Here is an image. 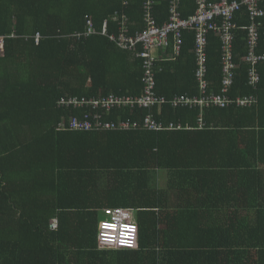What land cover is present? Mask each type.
Returning <instances> with one entry per match:
<instances>
[{
	"label": "trees",
	"instance_id": "obj_1",
	"mask_svg": "<svg viewBox=\"0 0 264 264\" xmlns=\"http://www.w3.org/2000/svg\"><path fill=\"white\" fill-rule=\"evenodd\" d=\"M8 1L0 0V233L25 243L0 237V264H264V63L251 87L246 31L235 32L241 67L232 95L259 104L116 109L105 120L151 113L182 129L82 132L69 126L80 111L62 101L141 96L142 59L101 35L71 36L87 18L117 33L116 12L127 13L131 33L141 31L144 0ZM151 1L163 25L172 2ZM196 9V0H181L183 18ZM236 18L250 24L247 14ZM194 38L185 31L181 55L156 64L157 91L169 101L198 96ZM208 41L217 90L220 43ZM105 208H136L137 248L99 247Z\"/></svg>",
	"mask_w": 264,
	"mask_h": 264
},
{
	"label": "built area",
	"instance_id": "obj_2",
	"mask_svg": "<svg viewBox=\"0 0 264 264\" xmlns=\"http://www.w3.org/2000/svg\"><path fill=\"white\" fill-rule=\"evenodd\" d=\"M169 19L158 25L153 13L151 0L143 2V30L130 32V18L125 12H116L113 21L117 22V33H111L109 22L105 21L101 31L97 30L92 18H87L85 31L76 33L71 38L78 41L92 36L102 35L114 43L119 49L132 52L136 58L142 59V93L141 96H100L92 98H69L62 101L61 106L76 108L80 115L72 117L69 126L82 132L105 131H170L181 130L182 126L174 123L158 122L154 114H146L141 120L120 119L118 122L105 120L116 109L130 108L152 112L155 107L167 104L175 109L179 107L214 106L225 109L232 105L253 107L259 104L258 96L232 95L235 79H238L241 64L234 60V38L236 30L247 33L248 53L243 63L250 65L248 82L251 87L259 88L262 82L261 66L264 63V0H196L197 9L194 15L183 18L179 10L181 0H171ZM127 5V4H125ZM250 17V24H238L245 15ZM194 33L193 52L196 56V82L198 96H175L171 101L160 96L157 91L156 64L158 61L176 60L184 46V32ZM213 35L220 43V82L217 90H211L207 77L208 38ZM41 35H36L39 43ZM199 129L204 127L202 117L198 120ZM66 127V125L64 126ZM105 218L100 219L98 227V244L100 248H137L138 222L135 208H105ZM111 225V227H105Z\"/></svg>",
	"mask_w": 264,
	"mask_h": 264
},
{
	"label": "rangeland",
	"instance_id": "obj_3",
	"mask_svg": "<svg viewBox=\"0 0 264 264\" xmlns=\"http://www.w3.org/2000/svg\"><path fill=\"white\" fill-rule=\"evenodd\" d=\"M7 2H9L8 0H6ZM162 186H163V182H162V184H161ZM136 209V208H135ZM137 211V210H136ZM101 219H103V218H105V215H104V213H103V215H102V217H100ZM0 237H2V238H5V237H11V238H15V239H17L18 241H19V243H24L23 241H24V238H18L17 237V234H9L7 231H4V232H2V233H0Z\"/></svg>",
	"mask_w": 264,
	"mask_h": 264
},
{
	"label": "crops",
	"instance_id": "obj_4",
	"mask_svg": "<svg viewBox=\"0 0 264 264\" xmlns=\"http://www.w3.org/2000/svg\"><path fill=\"white\" fill-rule=\"evenodd\" d=\"M139 131H142V130H139ZM168 196H169L170 198L173 197L172 194H168ZM229 212H230V208H229ZM7 239H10V238H7ZM23 242L25 243V241H23Z\"/></svg>",
	"mask_w": 264,
	"mask_h": 264
},
{
	"label": "snow or ice",
	"instance_id": "obj_5",
	"mask_svg": "<svg viewBox=\"0 0 264 264\" xmlns=\"http://www.w3.org/2000/svg\"><path fill=\"white\" fill-rule=\"evenodd\" d=\"M105 227H111V225H105Z\"/></svg>",
	"mask_w": 264,
	"mask_h": 264
},
{
	"label": "clouds",
	"instance_id": "obj_6",
	"mask_svg": "<svg viewBox=\"0 0 264 264\" xmlns=\"http://www.w3.org/2000/svg\"><path fill=\"white\" fill-rule=\"evenodd\" d=\"M102 36V35H101ZM100 97V96H99ZM56 222V220H53V223H55Z\"/></svg>",
	"mask_w": 264,
	"mask_h": 264
}]
</instances>
